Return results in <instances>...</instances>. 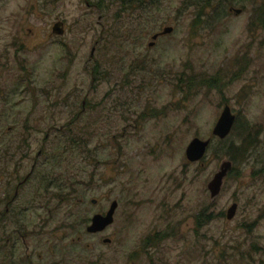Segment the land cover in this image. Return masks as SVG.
Returning a JSON list of instances; mask_svg holds the SVG:
<instances>
[{
    "label": "rangeland",
    "instance_id": "obj_1",
    "mask_svg": "<svg viewBox=\"0 0 264 264\" xmlns=\"http://www.w3.org/2000/svg\"><path fill=\"white\" fill-rule=\"evenodd\" d=\"M146 6L0 0V264H264V148L227 151L264 123V0ZM195 138L211 144L191 163ZM114 201V225L89 233Z\"/></svg>",
    "mask_w": 264,
    "mask_h": 264
},
{
    "label": "water",
    "instance_id": "obj_2",
    "mask_svg": "<svg viewBox=\"0 0 264 264\" xmlns=\"http://www.w3.org/2000/svg\"><path fill=\"white\" fill-rule=\"evenodd\" d=\"M236 14H240L242 10H234ZM62 23H56L53 27V34L55 35H63L62 32ZM173 32L172 27L165 28L163 32L155 34L152 37L153 42L150 44V47L154 46L155 41H157L160 37L169 35ZM235 116L232 114L230 107L226 106L223 111L220 119L218 120L213 135L218 137L221 140L226 139L232 131V128L235 123ZM211 141L206 140L203 141L199 138H195L191 141L186 149V157L187 160L191 163H196L205 158L206 153L210 147ZM233 164L230 161L223 162L220 166L219 171L215 174L213 180L208 184V189L213 199L217 198L222 190V186L225 178L228 176L229 172L232 170ZM95 204L96 201H93ZM118 208V202L114 201L110 209L107 211L105 215L96 214L91 219V224L87 227V231L89 233H101L104 232L108 227H110L114 223V217ZM237 205H233L227 214V219L232 220L236 214Z\"/></svg>",
    "mask_w": 264,
    "mask_h": 264
},
{
    "label": "flooded vegetation",
    "instance_id": "obj_3",
    "mask_svg": "<svg viewBox=\"0 0 264 264\" xmlns=\"http://www.w3.org/2000/svg\"><path fill=\"white\" fill-rule=\"evenodd\" d=\"M241 14V13H240ZM56 23H62L63 24V27H62V32H63V35L64 34H66L65 32H66V24H65V22L64 21H58V22H56ZM55 23V24H56ZM54 24V25H55ZM54 27V26H53ZM52 35H53V28H52ZM62 36V35H61ZM50 37H53V36H50ZM57 37V36H56ZM65 36H63L62 38H64ZM58 38V37H57ZM62 38H60V39H62ZM228 106V105H227ZM226 107V106H225ZM231 112H232V110H231ZM233 114V113H232ZM234 115V114H233ZM235 116V115H234ZM236 117V116H235ZM238 118L236 117L235 118V123H234V126L236 127V123L239 121V120H237ZM263 124L264 123H257V122H255L254 123V125L252 126V129L250 128V132H248L247 131V135H246V137H245V140L243 141V143L242 144H240V146H238V155H236V161H234V164H235V162H239V161H242V160H244V155L245 154H247L246 156H245V159H249V160H251L252 159V157H253V155L261 148V147H263L264 148V141L263 142H261V139H260V135H262V134H260V132L261 131H263V135H264V127H263ZM248 125H250V124H248V122H246V123H244V128L243 129H245V130H247L248 129ZM234 126H233V128H234ZM233 128H232V130H233ZM255 129H257L258 130V132H256V130ZM232 132V131H231ZM257 133V134H256ZM259 134V135H258ZM228 138V137H227ZM226 138V139H227ZM225 140V139H224ZM263 155H264V153H263ZM252 163H253V165L256 167V166H259V172L257 171V169L254 167V169H253V175H254V177H255V179L256 180H259V179H261L262 177H264V156H263V158H261L260 160H257L256 158H254L253 157V159H252ZM30 177H31V174H29V175H27L23 180H22V182H20L19 183V185H18V187H21L22 185H25L27 182H28V180L30 179ZM19 177H17L16 179H18ZM19 189V188H18ZM235 205H237V209H238V204L237 203H235ZM107 213V212H106ZM105 213V214H106ZM102 214V213H101ZM105 214H103V215H105ZM116 215V214H115ZM114 223H115V217H114ZM114 223L112 224V226L114 225ZM108 228H110V227H108ZM107 228V229H108ZM106 229V230H107ZM105 230V231H106ZM103 233V232H102ZM100 234V233H99ZM97 235V234H96ZM106 242H108V243H110L112 240H110V239H106L105 240Z\"/></svg>",
    "mask_w": 264,
    "mask_h": 264
},
{
    "label": "trees",
    "instance_id": "obj_4",
    "mask_svg": "<svg viewBox=\"0 0 264 264\" xmlns=\"http://www.w3.org/2000/svg\"><path fill=\"white\" fill-rule=\"evenodd\" d=\"M157 0H119L120 4L122 6H126L127 10L129 11H139L140 9H145L147 6V4H154L156 3ZM161 1V0H159ZM237 0H223L222 2H217L216 0H185L186 3H188L191 7H196L197 9H200V11H203L206 6H211L214 3H227V2H234ZM213 7V6H212ZM210 82H212V80H210ZM227 149V148H226ZM64 150H56V152L59 155L63 154ZM68 151V150H66ZM228 153L231 154L232 151L234 153L233 158L235 159V155H238V151H237V147L233 144H231V147H229L227 149ZM49 183H52L49 180ZM51 185V184H50ZM19 188V187H18ZM47 189L49 188V186L46 187ZM57 198H59V195L56 196Z\"/></svg>",
    "mask_w": 264,
    "mask_h": 264
}]
</instances>
